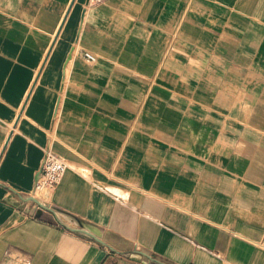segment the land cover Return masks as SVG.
Here are the masks:
<instances>
[{
    "label": "crops",
    "instance_id": "0c3cea01",
    "mask_svg": "<svg viewBox=\"0 0 264 264\" xmlns=\"http://www.w3.org/2000/svg\"><path fill=\"white\" fill-rule=\"evenodd\" d=\"M0 264H264V0H0Z\"/></svg>",
    "mask_w": 264,
    "mask_h": 264
},
{
    "label": "built area",
    "instance_id": "2783aa9c",
    "mask_svg": "<svg viewBox=\"0 0 264 264\" xmlns=\"http://www.w3.org/2000/svg\"><path fill=\"white\" fill-rule=\"evenodd\" d=\"M108 0H87V6L93 7L101 5ZM90 61L91 56H86ZM68 168L67 163L51 152L48 148L44 151L43 160L37 173L35 191L53 190L57 187L61 177Z\"/></svg>",
    "mask_w": 264,
    "mask_h": 264
}]
</instances>
